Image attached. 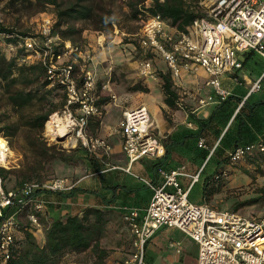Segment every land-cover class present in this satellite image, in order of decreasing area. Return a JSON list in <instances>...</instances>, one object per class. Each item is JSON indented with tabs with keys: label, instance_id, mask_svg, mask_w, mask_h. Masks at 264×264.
I'll list each match as a JSON object with an SVG mask.
<instances>
[{
	"label": "built area",
	"instance_id": "obj_1",
	"mask_svg": "<svg viewBox=\"0 0 264 264\" xmlns=\"http://www.w3.org/2000/svg\"><path fill=\"white\" fill-rule=\"evenodd\" d=\"M196 3L202 15L192 22L187 32L168 28L159 16L140 21L137 35L140 49L138 72L142 77L155 78L153 55L160 56L166 62L174 79L180 76L183 69L201 68L208 74L207 84L215 94L199 101L204 105L212 102L214 97L222 101L230 96V92L222 88L219 77L242 68L239 53L251 51L264 56V0H196ZM39 33L40 40L16 35L17 44L9 43L7 47L10 51L25 47L30 53L25 60L40 62L47 68L49 79L63 86L66 104L62 116L58 113L52 115L60 119L58 127H54L55 132L58 133L59 127L62 128L69 143H78L89 155H96L99 151L109 152L110 146L105 139L88 132L90 119L100 117L103 113V106L98 104L100 95L96 73L87 67L92 61L89 50L82 51L70 42H65L67 50L55 55L54 46L60 39L51 34L50 20L41 25ZM2 36L13 37L9 34ZM78 59L83 62L80 75L74 69ZM262 88L264 74L253 83L251 91ZM103 89H109L108 85L105 84ZM109 96L112 101L116 99L112 92ZM155 128L146 106L123 110L113 132L121 134L122 149L129 163L142 157L161 158L165 155V148ZM51 136L57 138L60 134ZM198 146H205L203 140L198 142ZM261 153H264V134L256 143L237 147L230 154V161L235 164ZM160 173L164 178L161 186L142 179L152 190L144 211L141 213L138 209H128L123 216L131 232V252L118 264H145L147 243L162 227L177 228L197 244V264H264V213L245 216L233 210L194 204L189 201L188 195L198 174L191 176V183L183 188L178 181L179 176H187L183 168L171 171L160 169ZM223 177L228 179L229 175L224 173ZM75 185L64 177H57L42 183H26L21 188L6 191L0 177L2 261L10 256L20 211L31 203L32 210L28 212L27 218L32 225L38 226L45 201L35 199L36 195L65 193Z\"/></svg>",
	"mask_w": 264,
	"mask_h": 264
},
{
	"label": "crops",
	"instance_id": "obj_2",
	"mask_svg": "<svg viewBox=\"0 0 264 264\" xmlns=\"http://www.w3.org/2000/svg\"><path fill=\"white\" fill-rule=\"evenodd\" d=\"M101 56L100 60H94L92 65H89L96 76L99 62L107 61L103 59L106 58L104 53ZM238 57L242 68L233 74L227 73L219 77L222 88L230 92V96L222 104L218 97H214L210 103L200 104L201 99L215 94L212 87L207 84L208 74L201 68L193 67L190 70H181L177 79H174L170 73L176 99L172 106L168 105L165 102L163 80L159 73L170 70L158 55L152 56L153 67L158 77H143L146 91H139L136 95L124 93L119 96L112 91V88L107 89L109 94L112 92L116 96L115 100L108 103L115 110L110 109L107 112L108 105H103L102 115L90 119L88 132L105 139L110 146L109 152L99 151L93 156L87 154L92 158L89 160L84 159L85 155L78 151L76 156L79 159L76 164H64L62 166L64 173L61 177L74 182L75 187L65 193L49 192L36 195L35 199L45 201L44 211L39 215V224L32 225L27 218L28 212L32 210L30 203L17 216L19 228L16 239L21 240L24 230H27L32 233L36 243L43 246L46 241V230L53 221L64 220L69 216H82L85 210L96 208L104 211L108 220L104 236L100 241V246L109 251L103 264H118L131 252V232L123 216L128 209H138L141 213L144 211L152 196V190L143 183L142 179L155 186H161L164 178L160 169L171 171L183 168L187 176L178 177L183 188L189 186L191 176L198 174V179L193 182L188 195L189 201L194 204L205 202V179L221 169L228 170L230 176L220 188L215 189L219 191L213 190V197L209 202L211 206L223 210L234 207V199L224 196L242 188L252 192L248 199L256 197L259 190L264 188V170H262L264 164L258 165L250 160L236 164L225 163L222 159L230 151V147L222 148L223 156H217L216 160L210 159L214 147L218 145L228 128L229 145L239 139L258 140L264 134V88L251 91L253 83L264 74V56L243 51ZM139 105L147 107L156 127L155 133L165 148V155L161 158L142 157L129 163L122 149V136L119 132H113V129L121 119L123 110ZM241 107L243 109L239 112ZM237 113L239 115L235 119ZM251 113L261 118L257 124L251 125L248 122L247 118ZM215 122L221 127L220 133L217 134L212 128ZM200 140H203L206 147L198 146ZM75 145L73 141L72 147ZM235 175L241 180V184L232 186L230 181ZM245 206L252 205L240 206L238 210ZM86 254L84 258L71 259L76 255ZM197 254V244L182 231L177 228L162 227L147 243L145 264H197ZM68 255L61 264H95L92 259L96 260V254L89 250L74 253L71 257Z\"/></svg>",
	"mask_w": 264,
	"mask_h": 264
},
{
	"label": "trees",
	"instance_id": "obj_3",
	"mask_svg": "<svg viewBox=\"0 0 264 264\" xmlns=\"http://www.w3.org/2000/svg\"><path fill=\"white\" fill-rule=\"evenodd\" d=\"M27 3L34 7L36 13L44 12L48 6L53 7L55 22L51 26V34L57 35L60 39V42L54 46L55 55H61L67 50L65 42H70L72 46L76 45V40L82 34L78 22H86L96 31H111L117 24L119 15L131 21L159 16L168 28L176 32H187L192 22L202 15L196 0H34V2L28 0ZM124 7L127 9L126 12H123ZM2 34L13 37L7 38ZM16 35L30 37L25 32L0 25V136L7 141L11 150L21 156L18 167H0L1 184L6 191L21 188L26 183H42L57 178L59 177L57 172H55L57 176L47 178L52 174L56 163L72 165L79 159L76 156L78 148L66 152L62 146L50 143L44 136L46 122L53 114L59 113L65 107V92L60 83L49 79L45 66L40 62L30 63L25 60L30 54L25 47L16 48L14 51L8 49L7 44H17ZM35 38L40 40V34ZM135 45L138 46L137 41ZM63 60L66 61V58ZM77 65H74L75 71ZM159 75L163 80L165 102L172 106L176 94L172 89L170 72ZM132 90L146 91V88L134 85ZM226 100L227 98L220 104ZM107 103L106 99L100 97L99 106ZM242 109L243 107L239 112ZM253 110L254 108L251 111ZM238 115L239 113L236 114L235 119ZM210 119L212 120V117ZM247 120L252 125L257 124L261 118L251 113ZM212 128L215 134L221 131L218 122H215ZM228 129L214 147L210 159L216 160L221 157L222 148L230 147V151L222 155V160L231 163L230 154L237 147L256 143L260 139L254 141L239 139L229 145ZM240 129L241 126L238 132ZM209 152L210 150L207 154ZM245 160L262 165L264 153L249 156ZM224 173L230 176L228 170L221 169L205 179L203 204L211 206L209 202L213 197V190L220 188L227 180L223 177ZM258 203H264V188L259 190L256 197L235 203L233 210H237L241 205ZM107 221L106 213L96 208L85 210L82 216L55 220L46 230V241L43 246H39L32 233L27 230H24L23 238L17 240L16 232L19 228L17 222L10 256L6 261L0 258V264H61L66 255L87 250L95 253V258L103 262L109 254L107 249L100 246Z\"/></svg>",
	"mask_w": 264,
	"mask_h": 264
},
{
	"label": "rangeland",
	"instance_id": "obj_4",
	"mask_svg": "<svg viewBox=\"0 0 264 264\" xmlns=\"http://www.w3.org/2000/svg\"><path fill=\"white\" fill-rule=\"evenodd\" d=\"M27 1L28 0H0V25L19 32H25L30 36L38 37L40 34V27L46 20H50V25L53 26L55 22V12L52 6H48L44 12L36 13L34 7L30 6ZM30 1L34 2V0ZM126 10V7H124L123 12H126ZM77 24L82 28V34L81 37L76 40V45L74 47H77L82 51L85 49L89 50L93 60L87 64L88 69L91 68L89 65H92L94 60L98 61L101 59L102 53H104L106 57L103 59L107 60L106 62L102 60L99 62L100 65L98 64V73L96 76L97 90L101 99H106L108 103L111 101V98L108 95L109 91H107V89H105V91L102 89L105 84L108 85L109 89L112 88V91L116 92L119 96L124 93L136 95L139 91L132 90V86L134 85H138L143 88L146 87L143 77L138 72V63L140 60L138 52L140 50L139 47L135 45L137 35L140 32V21L126 20L122 15H119L118 22L114 25L113 30L111 31H96L93 29L92 25L86 22H78ZM77 61L78 65L76 74L80 75L82 73L80 71V67L83 62H81L82 60L80 59ZM155 75L157 78L158 74ZM108 103L106 108L107 112L110 109H114V107ZM62 111L63 110L58 113L60 116H62ZM107 118H109L108 115ZM44 136L50 143H57L62 146L66 152H71L78 148V150L85 155L84 159H92L89 156H86L87 154H85L84 150L78 143H76L75 147H72L73 142L69 143V140L66 137L58 136L57 138H53L48 132L46 124L44 126ZM5 142L7 141L5 140ZM9 150L11 151V156L9 157L7 167H18L21 156L17 152L11 150L10 147ZM63 165L64 164L62 163H56L52 174H50L47 178L57 176L55 175V172H57L58 176L61 177L63 175L62 173H64V169L62 167ZM262 170H264V168H262ZM239 184H241V180L238 179L236 175L233 176L230 181V185L237 186ZM251 193L252 192L249 189L242 188L241 190L234 191L231 194L223 196L224 198H233L235 203H241L248 200V196H250ZM233 209L234 207H231L226 210ZM233 211H237L245 216H257L264 213V203L245 206L239 210L237 209ZM71 255L72 254L68 255V257H71ZM85 256H87V254L76 255L71 259L77 260L79 258H84ZM95 259V261L92 259V262L95 264H103V262L101 263L97 258Z\"/></svg>",
	"mask_w": 264,
	"mask_h": 264
},
{
	"label": "bare ground",
	"instance_id": "obj_5",
	"mask_svg": "<svg viewBox=\"0 0 264 264\" xmlns=\"http://www.w3.org/2000/svg\"><path fill=\"white\" fill-rule=\"evenodd\" d=\"M59 121H60V119L56 115L52 116L49 119V121H47L46 128H47L49 133L60 134V136L64 137V130H62V128L59 127L58 133H56L55 129H54V127H58L57 124L59 123ZM10 156H11V151L9 150L7 142H5V140L2 137H0V165L1 166H7L8 158Z\"/></svg>",
	"mask_w": 264,
	"mask_h": 264
}]
</instances>
